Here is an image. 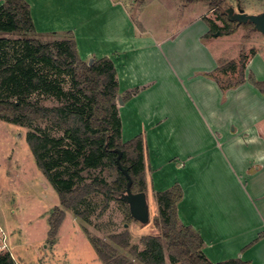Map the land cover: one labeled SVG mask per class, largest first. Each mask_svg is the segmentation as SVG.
Here are the masks:
<instances>
[{
  "label": "crops",
  "instance_id": "0c3cea01",
  "mask_svg": "<svg viewBox=\"0 0 264 264\" xmlns=\"http://www.w3.org/2000/svg\"><path fill=\"white\" fill-rule=\"evenodd\" d=\"M26 1L36 32L71 31L81 59L108 57L114 62L119 97L132 92L118 104L122 138L144 133L152 195L175 184L181 187L178 218L201 236L205 256L214 263L239 258L264 264V92L248 80L222 90L206 75L220 59H211L204 46L198 45L199 53L203 58L207 54L210 64L197 67V76L188 74L189 62L179 66L171 58L169 65L163 56L167 38L158 37L143 19L137 26L128 0ZM197 20L204 25L199 32L204 39L208 25L201 14ZM245 66L246 77L251 73L264 81L261 53ZM169 100L173 107L167 110ZM148 184L146 179V189ZM68 215L66 211L51 238L53 247L45 244L40 264H78L57 241ZM48 229L42 240L49 239ZM28 256L29 251H21L12 257L16 264H27ZM86 263L103 264L97 255Z\"/></svg>",
  "mask_w": 264,
  "mask_h": 264
},
{
  "label": "trees",
  "instance_id": "16d2710c",
  "mask_svg": "<svg viewBox=\"0 0 264 264\" xmlns=\"http://www.w3.org/2000/svg\"><path fill=\"white\" fill-rule=\"evenodd\" d=\"M0 2V119L29 128L25 140L37 167L58 195L60 205L48 217L49 239L56 236L66 211L71 210L78 218L86 217L88 211L81 207L95 194L102 196V210L109 201L117 200L127 207L131 217L128 205L119 198L127 178L117 167L116 157L120 150V162L132 179L131 190L146 192L147 149L143 134L127 141L122 139L114 62L108 57L93 58L91 62L81 59L71 31L36 32L26 0ZM215 6L224 23L220 28L211 19L203 18L209 28L208 36L217 29L221 34H231L238 25L253 26L229 20L219 9L220 1ZM9 34L20 37L11 39ZM49 35L56 38H40ZM244 59L242 56L239 68L233 60L218 63L216 70L223 73L241 71L240 80L233 83L223 85L212 72L206 75L224 91L237 86L244 82ZM65 76L70 82L68 90L62 85ZM249 80L264 92V81L256 80L252 74ZM36 92L54 97L58 104L45 106L28 100ZM131 96L127 93L122 100ZM41 122L62 130L69 143L64 145L62 137H54L36 126ZM89 169H106L114 174V179L109 183L94 176L87 181L83 171ZM155 198L157 232L141 237L142 249L130 243L128 230L110 233L105 239L89 237L103 264H166V254L172 264H248L239 258L214 263L205 256L201 236L178 218L177 204L182 198L178 184L156 192ZM0 264L16 263L9 252H3Z\"/></svg>",
  "mask_w": 264,
  "mask_h": 264
},
{
  "label": "rangeland",
  "instance_id": "374dc122",
  "mask_svg": "<svg viewBox=\"0 0 264 264\" xmlns=\"http://www.w3.org/2000/svg\"><path fill=\"white\" fill-rule=\"evenodd\" d=\"M132 1L128 0V6L136 25L141 26L139 19H143V22L152 28L158 37L167 38L168 42L163 45L165 60L171 65L172 59L176 58L179 66L181 63L189 62L188 74L192 72L194 76H197V67L210 64L209 56L206 54L203 58L199 53L198 45L204 46L209 51L211 59H220L222 64L233 60L238 68L242 56L245 57L243 60L245 65L249 58L257 52L264 56V34L256 31L252 25H238L231 34H221V31L217 29L203 39L199 32L204 29V25L197 20L198 14H201L202 18L211 19L221 28L224 22L217 16L218 8L215 6L219 1L221 2L220 11L227 16V10L229 8L235 10L237 3L247 14L263 12L264 0H134L135 4ZM8 36L11 39L20 37L17 34ZM40 38L47 41L56 37L49 35ZM177 44L178 48L174 47ZM182 45L190 47L187 49ZM162 62L164 67L165 61ZM172 65L176 67V63ZM245 69L246 66L242 71L244 81L250 82L251 73L246 77ZM240 72L238 69L235 73H223L214 69L211 74L216 76L218 82L227 85L240 80ZM64 79L63 88L68 90L69 79L66 76ZM218 82L216 83L220 85ZM156 87H160L159 81ZM120 97L123 96L120 95ZM28 100L45 106L58 104L54 97L38 92L30 95ZM154 101L159 104L160 98L155 97ZM229 101L233 100L229 99ZM171 102L169 100L165 104L167 110L173 107ZM36 126L48 130L54 137H62L64 145L69 143V139L64 138V132L53 128L49 123L41 122ZM168 127L171 129V126L168 125ZM28 129L0 119V224L7 234L9 253L15 256L21 251H29L30 256L25 258V263L40 264L45 244L48 248L53 247L54 244L51 239H42L47 235L50 212L60 203L56 191L37 167L25 140ZM181 130L186 132L187 129L181 128ZM142 134L144 135V133ZM151 172L150 168L145 172L146 179H149L146 194L150 212V220L146 224L129 217L127 207L121 205L117 200L109 201L107 208L102 210L104 206L102 196L96 194L90 196L81 207L88 211L86 217L78 218L71 210H68L69 215L61 226V237L57 238V241L60 242L61 248L69 252V258L78 264H87L90 257L97 255L89 237L105 239L110 233L123 230L129 231L130 243L136 244L139 249L144 247L140 242L141 237L157 232L154 221L158 216V210L155 197L152 195L154 189ZM83 175L87 181L94 176H101L109 183L114 179V174L106 169L85 170ZM6 218H8L7 224ZM3 252L0 251V253ZM167 256L166 254V264H172Z\"/></svg>",
  "mask_w": 264,
  "mask_h": 264
},
{
  "label": "water",
  "instance_id": "95a60500",
  "mask_svg": "<svg viewBox=\"0 0 264 264\" xmlns=\"http://www.w3.org/2000/svg\"><path fill=\"white\" fill-rule=\"evenodd\" d=\"M227 17L231 21H237L238 24L241 23H251L253 28L264 34V11L256 14H247L243 8L240 7V4L237 3V10L229 8L227 10ZM91 62L92 59H89ZM123 101L121 97H118V104H122ZM121 152L118 150V155L116 157L117 167L123 172L127 178L126 187L121 192L119 198L124 201L129 208V213L131 217L141 223H148L150 220V212L147 194L145 191L133 192L131 190L132 179L120 162Z\"/></svg>",
  "mask_w": 264,
  "mask_h": 264
},
{
  "label": "built area",
  "instance_id": "2783aa9c",
  "mask_svg": "<svg viewBox=\"0 0 264 264\" xmlns=\"http://www.w3.org/2000/svg\"><path fill=\"white\" fill-rule=\"evenodd\" d=\"M0 251L9 252V246L7 242V234L3 226L0 224Z\"/></svg>",
  "mask_w": 264,
  "mask_h": 264
},
{
  "label": "flooded vegetation",
  "instance_id": "af4514ba",
  "mask_svg": "<svg viewBox=\"0 0 264 264\" xmlns=\"http://www.w3.org/2000/svg\"><path fill=\"white\" fill-rule=\"evenodd\" d=\"M235 10H237V6H236V9Z\"/></svg>",
  "mask_w": 264,
  "mask_h": 264
}]
</instances>
